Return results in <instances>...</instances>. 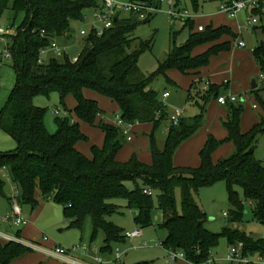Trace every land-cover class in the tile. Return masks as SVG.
<instances>
[{
  "label": "trees",
  "instance_id": "obj_1",
  "mask_svg": "<svg viewBox=\"0 0 264 264\" xmlns=\"http://www.w3.org/2000/svg\"><path fill=\"white\" fill-rule=\"evenodd\" d=\"M127 1L157 4L159 0ZM190 1L197 10L198 0ZM175 2L179 7L180 0ZM98 6L99 0H0V19L8 10L16 16L26 14L16 34L5 36L10 39L6 51L11 55L16 86L0 113V129L18 144L15 152L0 153V169L8 171L16 188V195L8 198V202L11 206L13 203L27 206L32 212L39 208L40 199L59 204L68 229L83 232L90 221L91 241L103 233L101 252L113 255L114 247L124 245L127 239L121 228L106 220L118 209L109 201L125 198L128 208L136 212L135 224L140 229H148L153 226L152 213L156 208L153 192H157V209L163 214L159 227L167 232L163 243L165 250L183 252L188 263L201 264L210 259L224 237L229 246L242 244L245 256L259 254L264 257V239L229 227L244 223L247 203L251 205L255 219L264 224V167L255 158L258 138L264 135V118L249 133L243 134L240 118L244 105L242 102L228 103L225 107L231 109V116L225 127L229 134L227 142L232 145L233 152L215 163L212 157L220 144L211 138L201 152V166L183 169L174 167L173 157L180 144L200 128L203 109L201 116L183 117L176 127L170 123L163 150L158 148L152 136L151 166L136 159L119 163L116 158L123 146L121 137L124 133L117 126L105 123L99 126L105 144L103 148L92 147L93 158L87 159L77 150V144L88 139L72 117L74 114L77 119L93 125L103 114L98 102L86 96L87 91H92L116 103L121 119L132 127L170 122L171 114L150 88L155 79L171 70L183 75H199L214 56L229 52V40L237 42L238 36L228 26L191 34L187 44L173 46L157 72L145 75L139 62L151 50L152 42L139 41L133 34L137 27L150 22L154 16L142 21L137 14H121L103 35L93 32L85 38L77 62L65 53L61 56L62 62L56 56L45 64L42 51L53 41L69 37L72 23L84 22L86 11ZM256 14L263 22L264 13ZM185 23L192 25L193 21ZM257 29L264 33V24ZM205 44L212 47L202 55L193 56L195 48ZM254 56L264 79V42L254 50ZM194 87L195 83L189 92ZM227 88L225 84L220 88L210 84L203 102L212 97L218 101L220 96L226 95ZM54 93L60 96L64 106L67 98H74L76 107L73 112L66 109L62 118L61 115L57 117L58 131L50 134L45 125L46 110L38 108L35 100ZM127 182H133L136 188L129 191ZM221 182L227 185L231 211L228 213L229 226L222 235H217L206 229L207 216L197 206L193 193ZM176 187L182 191V215L177 211ZM238 189L243 191V200ZM0 195L5 196L1 180ZM32 251L23 244L0 240V264H12Z\"/></svg>",
  "mask_w": 264,
  "mask_h": 264
},
{
  "label": "rangeland",
  "instance_id": "obj_2",
  "mask_svg": "<svg viewBox=\"0 0 264 264\" xmlns=\"http://www.w3.org/2000/svg\"><path fill=\"white\" fill-rule=\"evenodd\" d=\"M119 1L124 2L127 0ZM167 1L165 0V2ZM198 2L199 8L196 10L190 0H180L179 8L193 18L192 25H188L181 20L172 19L168 15L170 8L164 3L161 12L155 15L150 22L137 27L133 34V38L139 41L152 42L151 50L146 52L139 62V68L145 75L157 72L160 63L166 61L173 46L181 47L187 44L191 34H199L200 27L207 31L212 27L228 26L232 28L239 40L245 42L246 48L238 49L235 46L236 41L229 40L231 50L214 56L210 65L199 71L197 76L192 74L183 75L176 70H171L165 75L157 77L150 86L156 93L158 101L167 108L169 114H173L176 110H183L184 118L191 119L201 116L202 109L204 111L203 122L198 131L182 142L174 154V167L183 169H198L201 166V152L211 138L220 144V148L212 157L215 163L233 152L230 153L232 145L227 142L229 134L225 127V123L231 116V109L221 106L215 97L209 98L205 103L203 102V98L210 90L209 85L206 84L207 82L219 88L224 87L226 82L229 83L226 94L235 96L244 105L240 118V129L243 134L249 133L264 118V79L261 78V69L254 56V50L260 43L264 42V33L260 29L256 30L264 24V21L261 25L249 28L246 23L249 16L239 14L237 20L241 23L240 26L225 23L228 16L220 13V0H198ZM85 16L90 21L92 11H86ZM25 18V13L16 16L13 11L8 10L0 19V28H3L10 35H15L16 31L23 25ZM88 24L73 22L69 37L57 40L58 46L66 49L71 59L78 57L82 52L85 38H81L80 31L87 29ZM9 45L10 39L8 37H0V60L3 63L0 70V113L16 86V73L12 63L9 59L4 58ZM211 47L210 44L198 46L193 51V56L202 55ZM53 57H56L53 53L43 56L45 64ZM56 59L60 62L63 61L62 57H56ZM253 81H256L258 85L256 91L252 89ZM193 83H195V87L189 92ZM89 93L92 95L91 99L98 102L103 114L97 117L93 125L77 119L74 114L72 117L88 139L79 142L77 150L91 160L93 158L92 147L103 148L105 144V136L99 127L100 124L105 123L116 126L118 118H121L122 114L118 105L111 99L92 91L86 92L87 97ZM166 94H169V97L166 98ZM35 105L46 110V128L50 134H56L58 131L56 121L58 118L54 112L60 111L62 118L66 109L74 111L76 102L74 98L69 97L66 99L64 106L61 103L60 96L54 93L49 97L37 98ZM254 105L257 106L256 109L253 108ZM169 128V121H161L158 126L155 123L133 126L130 130L131 141L128 140V136L125 134L121 137L123 146L117 154V161L124 164L136 159L143 165L151 166L153 163L152 136H154L158 148L163 150ZM17 149V142L8 133L0 129V153L9 154ZM255 158L264 167V135L258 138ZM0 180L4 183L5 194V196L0 195V217L3 218L12 210V206L7 199L16 195V189L7 170L0 169ZM126 186L129 191L136 188L133 182H127ZM153 194L156 208L152 213L153 226L148 229H140L135 224L136 212L128 208V201L125 198L109 201V204L118 207V209L117 213L106 218L107 221L121 228L124 235L136 230L142 232L140 238L126 240L124 245L115 246L113 255H103L101 252L104 245L103 233H99L94 242L91 241L92 228L90 221L87 222L83 232L68 229L63 208L59 204L40 199V206L35 212H32L27 206H21V208L23 217L28 222L31 220V216L39 215L37 223L43 228V235L56 247L71 250L75 247L85 246L90 250L88 257L95 256L93 259H101L103 264H114L117 249L124 253L120 264H170L169 254L162 248L167 232L159 227L162 224L163 214L157 209L158 193L153 192ZM238 195L243 200L244 194L241 189H238ZM193 198L199 209L207 216L206 229L214 234L222 235L229 226V220L224 214L231 211L226 183L221 182L213 187L202 189L198 193H193ZM175 200L177 211L182 215L184 210L180 187L175 188ZM242 226L248 235L257 239H264V224L255 219L252 207L248 203L245 206ZM228 254H230V247L227 239L223 237L218 247L212 252L214 264H232L227 261ZM261 257L259 254L252 256L251 261L254 264H264L259 262ZM176 264H181V260Z\"/></svg>",
  "mask_w": 264,
  "mask_h": 264
},
{
  "label": "built area",
  "instance_id": "obj_3",
  "mask_svg": "<svg viewBox=\"0 0 264 264\" xmlns=\"http://www.w3.org/2000/svg\"><path fill=\"white\" fill-rule=\"evenodd\" d=\"M166 3L167 7L170 8L168 15L174 20H181L186 22L188 20L193 21V18L187 14V12H182L179 7H176L175 0H159L158 3H149V2H131V1H119V0H99V6L95 9H92V17L89 21L88 18L84 17V23H89L87 29H82L80 31L81 38L88 37L91 33L95 32L97 35L101 36L105 33L106 30L111 29L114 26V22L117 17L121 14H137L139 19L144 21L151 16L157 15L162 10V5ZM220 13L228 16L230 19H237L239 14H247L246 23L249 28L257 25H261L262 19L256 13H264V0H223L219 8ZM199 32H203L204 28L200 27ZM10 35L3 28H0V37L4 38L5 36ZM235 46L239 49H245L246 45L243 40H238ZM49 53H53L57 57H61L63 54L67 53L66 49H62L58 46L56 41H53L51 46L42 51V56H46ZM5 59H11V55L6 52L4 56ZM78 57L73 59V62H77ZM2 62H0V70L2 69ZM263 79V77L261 76ZM210 85L209 82L206 83ZM169 97V94H166V98ZM239 102L238 99L233 95H223L218 99V103L221 106H225L228 103ZM254 109L257 108L256 105L253 106ZM54 114L58 117L61 115L60 111H55ZM184 117L183 110H176L170 117V123L176 127L179 125L180 120ZM116 126L122 130V132L128 136V140L131 141L130 130L132 126L127 125L121 118H118ZM151 195V192H146ZM225 217H228L229 214L225 213ZM0 223H10L18 227H25L28 225V221L23 217L22 208L18 203H13L12 210L5 217H0ZM142 236L141 230H136L132 233H127L125 235L127 240L137 239ZM0 240L5 242H14L23 244L22 241L17 237H12L0 233ZM45 241H48V238H44ZM28 247V246H27ZM29 248H37L36 245H29ZM162 248L163 244H162ZM243 245L238 244L236 246H230V254H228L227 261L232 264H254L251 261L252 256H245L243 253ZM169 254L170 264H176L178 261H186L185 254L183 252L166 250ZM53 257H56L67 264H83L80 263L75 257L84 256L88 257L90 250L87 247H75L71 250H66L61 247L54 246L50 251H47ZM124 253L119 249L115 251L114 264H120ZM211 256L208 261L201 264H214ZM97 264H103L101 259H94ZM260 263H264V257H261L259 260ZM194 264V263H189Z\"/></svg>",
  "mask_w": 264,
  "mask_h": 264
},
{
  "label": "crops",
  "instance_id": "obj_4",
  "mask_svg": "<svg viewBox=\"0 0 264 264\" xmlns=\"http://www.w3.org/2000/svg\"><path fill=\"white\" fill-rule=\"evenodd\" d=\"M225 23H230L232 25L235 24L238 26H240V24H241L240 22H238L237 19L235 20V19H230V18L225 20ZM2 65H3V63H2ZM225 85L228 86L229 83L226 82ZM91 96L92 95L89 93L88 97L91 98ZM231 152H232V148L230 149V153ZM14 188H15V186H14ZM12 197H14V196H12ZM11 198H9V199H11ZM38 218H39V215L31 216V220L29 221L28 225L23 227V228L15 226V225L10 224V223H6V224L0 223V233L19 238L22 241L23 245H25V246H28V247H29V245H36L37 246V248L32 249L33 251L31 253H29V254L25 255L24 257L14 261L12 264H67V263L63 262L62 260H60L56 257H53L52 255H50L47 252V251H50L55 245L49 239H48V241L44 240L45 236L43 235V230H42L43 228L40 225H38V223H37ZM226 218H228V217H226ZM1 225H2V228H1ZM229 227H231L232 229H237V230H241V231L246 232L244 230V227L242 226V224H233V226H229ZM120 246H122V245H120ZM93 257H95V256H91V257L77 256L75 258L80 263H83V264H96ZM181 264H189V263L187 261H181Z\"/></svg>",
  "mask_w": 264,
  "mask_h": 264
},
{
  "label": "water",
  "instance_id": "obj_5",
  "mask_svg": "<svg viewBox=\"0 0 264 264\" xmlns=\"http://www.w3.org/2000/svg\"><path fill=\"white\" fill-rule=\"evenodd\" d=\"M257 88H258V86H257L256 81H253L252 89H253V90H257Z\"/></svg>",
  "mask_w": 264,
  "mask_h": 264
}]
</instances>
